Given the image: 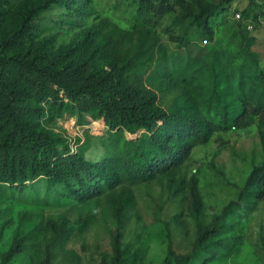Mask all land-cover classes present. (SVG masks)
Instances as JSON below:
<instances>
[{
    "label": "rangeland",
    "instance_id": "1",
    "mask_svg": "<svg viewBox=\"0 0 264 264\" xmlns=\"http://www.w3.org/2000/svg\"><path fill=\"white\" fill-rule=\"evenodd\" d=\"M9 38L4 55L226 129L181 166L138 182L124 165L133 144L148 142L146 131H112L89 113L59 115L50 99L28 98L37 132L104 166L96 180L105 192L81 198L43 178L20 188L0 182V264H111L118 256L123 264H174L214 222L219 234L190 264H264V197L245 190L264 161V114L236 123L244 106H264V0H0V42Z\"/></svg>",
    "mask_w": 264,
    "mask_h": 264
},
{
    "label": "trees",
    "instance_id": "2",
    "mask_svg": "<svg viewBox=\"0 0 264 264\" xmlns=\"http://www.w3.org/2000/svg\"><path fill=\"white\" fill-rule=\"evenodd\" d=\"M242 40L244 53L250 55L251 40L246 33H242ZM12 41L9 38L0 42L1 183L20 188L43 178L51 183L66 184L81 198L101 197L105 192L96 180L104 166L87 161L67 146L58 147L48 134L34 129L38 111L28 103L30 97L40 101L50 99L59 115L89 113L92 117L103 119L112 131L121 128L132 135L146 131L148 142L133 144L124 165V174L138 182L150 181L171 166H181L195 146L209 142L215 130L226 129L222 123L212 128L207 121L183 114L143 108L138 101L122 96L109 83L76 84L74 73L66 75L54 65L41 67L35 60L21 55H4V51L13 46ZM252 113L264 114V106H244L236 123ZM178 129L182 131L181 140L171 145L170 138ZM72 181L78 189L71 185ZM246 189L256 190L258 198L264 197V161L252 170ZM219 232L217 222L200 228L193 254L176 257L174 264H190L199 246ZM19 251V246L12 247L7 260ZM111 264H123V259L118 256Z\"/></svg>",
    "mask_w": 264,
    "mask_h": 264
}]
</instances>
